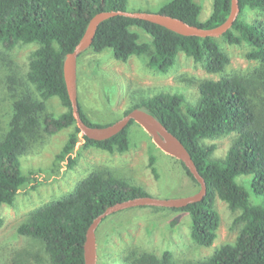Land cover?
Here are the masks:
<instances>
[{
  "label": "trees",
  "instance_id": "trees-1",
  "mask_svg": "<svg viewBox=\"0 0 264 264\" xmlns=\"http://www.w3.org/2000/svg\"><path fill=\"white\" fill-rule=\"evenodd\" d=\"M129 0H0V62H10V52L17 45L34 43L26 82L10 77L9 89L14 102L8 125L0 133V209L12 205L20 188L30 177L22 171L21 158L34 143L71 129L57 158L76 163L74 150L80 140L83 148L98 147L109 153L130 149V123L116 135L94 140L80 138L64 78V61L84 36L91 18L102 11L128 10ZM240 13L232 28L221 38L229 44H248L246 53L257 66L249 73H229L230 56L219 37L187 36L159 24L116 15L102 21L91 49H111L114 57L127 62L132 56H145L149 68L168 73L179 52L219 79L197 81L200 99L187 101L181 92L160 91L143 96L125 110L143 108L158 118L176 135L190 152L205 178L207 193L200 201L181 208L190 218V237L201 247H211L220 226L216 200L220 198L236 213L234 225L239 234L234 243L218 248L211 256L180 263L169 250L157 255L135 249L126 255L124 264H264V201L253 203L251 194L264 196V0H239ZM258 10L260 19L250 22L247 11ZM202 6L195 0H170L160 6V13L180 18L203 28L219 26L231 13V0H213L210 16L200 20ZM141 28L151 36L140 41ZM28 85H32V90ZM19 87V89H18ZM58 97L67 108L55 114L48 111L47 101ZM79 108L91 126L111 123L93 122ZM236 134L224 157H215L217 145L207 139ZM186 174L200 187L190 170L180 160ZM149 167L160 178L157 156L151 153ZM251 175L250 186L237 177ZM34 188L36 186H33ZM150 195L142 185L115 175L112 171H94L69 194L31 212L17 232L39 240L51 264H85L86 232L93 220L108 207L132 198ZM3 220L0 217V226Z\"/></svg>",
  "mask_w": 264,
  "mask_h": 264
},
{
  "label": "rangeland",
  "instance_id": "rangeland-1",
  "mask_svg": "<svg viewBox=\"0 0 264 264\" xmlns=\"http://www.w3.org/2000/svg\"><path fill=\"white\" fill-rule=\"evenodd\" d=\"M170 0H129V11L157 12ZM202 6L200 20L205 21L213 9V0H195ZM258 10L247 11L246 19H260ZM140 41L151 36L139 27ZM219 39L230 56L229 73H249L257 62L249 60L246 43L232 45ZM34 43L17 45L10 52V62H0V131L9 123L13 109V94L9 89L10 77L26 82L29 61ZM145 56H132L127 62L117 60L111 49L95 52L88 48L77 62L78 100L88 117L97 123H111L120 119L135 100L152 96L160 91L181 92L191 104L200 99L198 82L219 79L221 75L207 73L192 58L179 52L176 63L168 73H160L146 64ZM32 90L34 87L28 85ZM19 89V87H18ZM47 109L55 114L67 110L58 97L47 101ZM3 129V130H2ZM71 129H64L52 136L39 139L24 155L22 171L30 177L23 185L12 205L0 209L3 224L0 226V264H51L42 243L17 232L31 212L71 193L77 185L94 171H112L119 177L144 186L154 198L173 199L195 194L200 187L186 174L178 159L163 152L141 125L130 127V149L124 153H109L98 147L83 148L77 144L73 157L76 163L69 167V160L57 158L68 140ZM0 132V133H1ZM78 136L80 137L79 133ZM236 134L207 139L217 145L215 157H224ZM151 153L157 156L160 178L156 179L149 167ZM251 175L237 177L239 183L250 186ZM33 186H36L35 188ZM264 201V196L251 194L253 203ZM216 209L220 215L217 238L211 247H201L190 237V216L172 208L137 206L113 212L97 228V264H124L132 250L142 249L160 255L169 250L180 263L197 261L211 256L218 248L234 243L240 227L234 225L236 213L217 198Z\"/></svg>",
  "mask_w": 264,
  "mask_h": 264
},
{
  "label": "water",
  "instance_id": "water-1",
  "mask_svg": "<svg viewBox=\"0 0 264 264\" xmlns=\"http://www.w3.org/2000/svg\"><path fill=\"white\" fill-rule=\"evenodd\" d=\"M240 13L239 0H231V13L225 22L214 28H203L190 24L180 18L152 11H129L112 10L102 11L95 14L89 21L86 32L74 51L67 54L64 61V78L72 105V111L76 124L80 129L79 135L87 136L94 140L108 139L123 130L130 121H135L152 137L157 146L165 153L177 158L190 170L200 185V189L193 195L182 198L159 199L151 195L132 198L116 203L108 207L103 213L97 216L86 232L84 243L85 264H97V228L105 217L113 212L137 206H155L165 208H181L190 203L203 199L207 193L205 178L200 173L190 152L182 141L174 135L158 118L143 108H135L115 122L105 126L88 125L82 118L79 108L77 90V62L79 55L90 48L94 40L99 24L107 18L116 15H123L132 18H139L166 27L170 30L187 36L219 37L232 28ZM83 142V141H82Z\"/></svg>",
  "mask_w": 264,
  "mask_h": 264
}]
</instances>
